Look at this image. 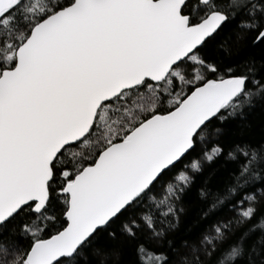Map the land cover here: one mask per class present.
<instances>
[{
    "label": "snow or ice",
    "instance_id": "1",
    "mask_svg": "<svg viewBox=\"0 0 264 264\" xmlns=\"http://www.w3.org/2000/svg\"><path fill=\"white\" fill-rule=\"evenodd\" d=\"M0 264H264V0H0Z\"/></svg>",
    "mask_w": 264,
    "mask_h": 264
}]
</instances>
